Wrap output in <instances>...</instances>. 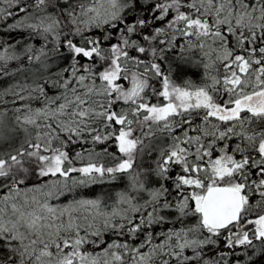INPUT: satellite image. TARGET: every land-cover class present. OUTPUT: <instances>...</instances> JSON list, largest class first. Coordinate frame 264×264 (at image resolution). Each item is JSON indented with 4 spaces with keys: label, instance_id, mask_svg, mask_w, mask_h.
Returning <instances> with one entry per match:
<instances>
[{
    "label": "snow or ice",
    "instance_id": "snow-or-ice-1",
    "mask_svg": "<svg viewBox=\"0 0 264 264\" xmlns=\"http://www.w3.org/2000/svg\"><path fill=\"white\" fill-rule=\"evenodd\" d=\"M0 32V264H264V0H0Z\"/></svg>",
    "mask_w": 264,
    "mask_h": 264
},
{
    "label": "trees",
    "instance_id": "trees-1",
    "mask_svg": "<svg viewBox=\"0 0 264 264\" xmlns=\"http://www.w3.org/2000/svg\"><path fill=\"white\" fill-rule=\"evenodd\" d=\"M12 35L15 36L16 33H4V32H0V37H5L7 38V36ZM0 107H3V105H0ZM99 189H96V191H98Z\"/></svg>",
    "mask_w": 264,
    "mask_h": 264
},
{
    "label": "rangeland",
    "instance_id": "rangeland-1",
    "mask_svg": "<svg viewBox=\"0 0 264 264\" xmlns=\"http://www.w3.org/2000/svg\"><path fill=\"white\" fill-rule=\"evenodd\" d=\"M52 202H53V203H56L57 201H56V200H53Z\"/></svg>",
    "mask_w": 264,
    "mask_h": 264
}]
</instances>
